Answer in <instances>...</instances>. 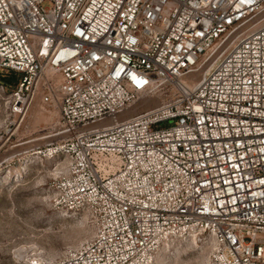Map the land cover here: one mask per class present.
Listing matches in <instances>:
<instances>
[{"label": "built area", "instance_id": "2783aa9c", "mask_svg": "<svg viewBox=\"0 0 264 264\" xmlns=\"http://www.w3.org/2000/svg\"><path fill=\"white\" fill-rule=\"evenodd\" d=\"M0 74L10 116L57 109L52 205L93 226L47 264H151L193 234L209 264H264V0H0Z\"/></svg>", "mask_w": 264, "mask_h": 264}, {"label": "rangeland", "instance_id": "374dc122", "mask_svg": "<svg viewBox=\"0 0 264 264\" xmlns=\"http://www.w3.org/2000/svg\"><path fill=\"white\" fill-rule=\"evenodd\" d=\"M152 95L145 96L149 105L141 106L143 99L129 116L166 98ZM8 111L7 96L0 93V264H47L89 239L93 226L86 211L63 213L52 205L53 181L66 165L47 150L57 109L42 107L35 97L24 114L14 117ZM180 240L164 244L155 264L210 263L209 240Z\"/></svg>", "mask_w": 264, "mask_h": 264}, {"label": "bare ground", "instance_id": "6f19581e", "mask_svg": "<svg viewBox=\"0 0 264 264\" xmlns=\"http://www.w3.org/2000/svg\"><path fill=\"white\" fill-rule=\"evenodd\" d=\"M145 96H153L152 94H148V95H144V96H142V98H140L139 99V102H141L143 99H146V100H143L142 102H141V106H146V105H149V102L151 101V99H147ZM144 97V98H143ZM33 100H34V96L33 97H31L30 99H29V101H28V103H27V105H26V108H25V110H24V112L22 113V114H24L25 112H26V110H27V108H28V106L31 104V102H33ZM137 107V106H136ZM136 107L135 108H133L132 110L131 109H129V110H131V111H129V110H127L125 113H123L122 115H121V117L122 118H127V117H129V114L130 113H132V112H134L135 110H136ZM21 114V115H22ZM20 116V115H19ZM65 161V160H64ZM66 162V161H65ZM67 163V162H66ZM65 163V164H66ZM66 169V165H64V167L61 169H59V171L60 170H65ZM55 170H56V172L58 171L57 170V168H55ZM59 171H58V173H59ZM60 212H63V213H66V212H64V211H60ZM180 239H182V240H180ZM186 239H188L189 240V242H191V243H196L197 244V240H199V236L198 235H191L190 237H188V238H179L178 240H180V242H183V240H186ZM174 240H177V239H174ZM174 240H172V241H174ZM203 240H209L211 243H212V245H213V241H212V239L211 238H209V237H207V236H205V238L203 239ZM203 240H200V241H203ZM172 241H170V242H172ZM169 242H167V243H165V244H168ZM162 248V247H161ZM161 248L156 252V254L154 255V257L152 258V263L151 264H155L156 263V260H157V257H158V255H159V253H160V250H161Z\"/></svg>", "mask_w": 264, "mask_h": 264}, {"label": "water", "instance_id": "95a60500", "mask_svg": "<svg viewBox=\"0 0 264 264\" xmlns=\"http://www.w3.org/2000/svg\"><path fill=\"white\" fill-rule=\"evenodd\" d=\"M10 81L15 82L16 79L15 78H10Z\"/></svg>", "mask_w": 264, "mask_h": 264}]
</instances>
